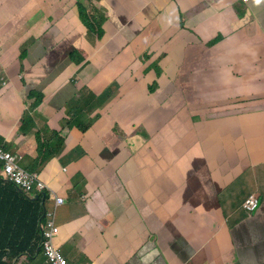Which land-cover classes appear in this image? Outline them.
Masks as SVG:
<instances>
[{"label": "crops", "instance_id": "crops-1", "mask_svg": "<svg viewBox=\"0 0 264 264\" xmlns=\"http://www.w3.org/2000/svg\"><path fill=\"white\" fill-rule=\"evenodd\" d=\"M106 1L109 10L98 0H0V143L24 152L29 166L38 155L34 132L47 121L60 128L69 149L52 155L41 169V177L66 200L56 209L55 243L69 264H264V9L251 29L258 9L240 21L232 9L235 0ZM81 7L107 18L102 34L85 27ZM220 36L219 52L240 38L243 47H231L236 55L255 41L244 57L254 60L252 87L236 98L227 99L242 79L229 74L230 63L205 60L206 51H196ZM147 51L154 60L160 51L167 56L160 62L163 72L148 85L146 107L135 108L141 83L136 77L122 83L121 76L137 68L132 60ZM239 67L247 72L244 64ZM204 73L223 77L199 84ZM96 78L103 85L95 90L99 98L113 84L120 92L102 103L91 99L86 87ZM37 88L44 99L30 108L34 116L25 128L27 93ZM124 88L129 90L119 105ZM177 97L184 101L176 104ZM68 107L91 127H67ZM118 113L158 130L160 142L131 138L135 124ZM158 144L164 147L160 152ZM5 186L0 229L8 226L4 213L16 191ZM252 193L260 203L249 213L243 203ZM123 200L139 207L130 210ZM19 263L46 264L41 256H24Z\"/></svg>", "mask_w": 264, "mask_h": 264}, {"label": "clouds", "instance_id": "clouds-1", "mask_svg": "<svg viewBox=\"0 0 264 264\" xmlns=\"http://www.w3.org/2000/svg\"><path fill=\"white\" fill-rule=\"evenodd\" d=\"M98 2L104 8H106L108 10H109V6L111 7V5L106 0H98ZM253 7H255V6L252 5L251 0H235L232 9L235 12V15L237 16V18L240 21H242V20L248 19L249 15L251 14ZM262 8L264 9V5L262 6ZM82 13H81V16H82L81 21L85 25L84 16ZM155 14H156V12H155ZM112 19L114 21L118 22L117 19L114 17V15L112 16ZM182 20H183V25L187 26L185 20L184 19H182ZM106 22H107V18H106V21L104 23H106ZM85 27L88 30H90L86 25H85ZM124 30H127L130 32V30L128 28H123L122 32ZM90 31H92V30H90ZM192 34H195V32H192ZM221 39H222L221 36L217 37V38L213 37L212 39L205 42V45L217 46V45H219L217 43ZM0 41H1L0 44H2V40H0ZM128 46H131V44ZM0 49H1V47H0ZM161 53H162V60H163V58H165L167 56V53L160 51V54ZM242 53H244V52L238 51V55H237V59L240 58V59H242V61L236 60V61L230 63V65L232 67L231 69L235 75V79L240 78V79H242V81L234 83L233 90L235 93H234V95L228 97L227 99L236 98V97L240 96L241 94L247 92L248 90L250 91V89L252 87L251 85H252L253 73H254L252 63L254 60L244 59V57L240 56V54H242ZM24 54H25V50L22 51L21 56H23ZM76 55H77V52H74L72 54L73 59H75ZM248 57H250V55ZM18 60H19V57H18ZM248 63H251L252 65H248ZM239 64H244L245 66H247V72L245 74H243L240 71ZM159 65L162 66L160 63H159ZM160 75L156 74L157 77H159ZM155 82L157 83V81H155ZM155 82L153 85H155ZM153 85H151V86H153ZM36 90L41 91L38 88ZM36 90H32V91H36ZM32 91H31V93H27L28 99H29V107L24 112V114L26 116L25 128L31 127V124L29 123L30 122L29 118H32V120H33L32 116H34V115L30 111V108H35L41 103V101H40L39 103L32 105V102L34 101V99H31ZM40 94L44 95L42 91L40 92ZM43 99H44V97H43ZM222 99H224V98H222V97L221 98H206L203 101L205 104H208L210 102L220 101ZM251 99L258 100L260 98L259 97H253ZM178 101L183 102L184 98L182 97V99L179 100V97H177L176 104L178 103ZM169 103L172 104L171 101ZM218 105L219 104H216V106H218ZM214 109L215 110L211 112L212 114L217 112V108H214ZM68 115H69V119L65 120V125L67 127H77L82 131H86L92 125L90 123H86L81 118H79L76 114L71 112L69 110V107H68ZM133 124L137 125L138 123H133ZM36 128H37V126H36ZM28 131L29 130H25L24 134L28 133ZM157 131L158 130H151V129L146 128L144 130L143 135H141L142 139H150L152 141H157V142L159 141L160 142L161 136L156 135ZM56 132H58V133H56ZM34 133H35V138L37 141L34 145L35 146L34 148L35 149L37 148L38 155L36 158H33L31 160V164L29 166L26 165V163H25L24 152H20L19 150H12L9 148V146H6L3 143H0V182H1L0 187H1V185H6L5 186L6 189H10L13 191H14V189H13V187H14L17 191V192L15 191V192L18 193L20 196H22L23 198H29L33 201H38L42 207V214H41V216L39 218V222H38L39 232H40V241H39L36 252L33 254H31L29 252H22L13 258L12 264H20L19 261L24 256L28 257L29 260H32V258L35 256H41L46 264H69L68 258L62 253L59 246H57V244L55 243V237L60 232V226L56 222V209L58 206L64 204L66 200L64 197L59 196L56 193V191L51 186L49 180L41 177V169L45 165V163H47V161L51 158V156L52 155H53V157L58 156L61 153L63 155V153L66 151H69V149H68V146H67V148H64L65 138L61 134L60 128H58V127H55V129L51 128L49 126V124L47 123V121H45V124L41 128H37ZM37 134H41L43 136L42 140L44 143H46V145L48 147V148H46V147L45 148H46V150L48 149L47 151H49V153H50V156H46V159L43 161V163H41L42 158L40 157L39 151H38L39 142H38ZM133 134H135V132H133ZM44 136L47 138V142L44 140L45 139ZM130 137L134 138V139H140L141 138L140 136H130ZM165 147H167V146H165ZM160 148L163 149L164 147L162 145L158 144L157 145V149H158L157 151L158 152H160ZM83 154H85V152H79L80 156H82ZM71 158L72 157L70 155L67 156L64 159V162L67 164ZM38 160L40 161V163L38 165L39 170L38 171L29 170V167H31V166L33 167L37 163ZM63 170L64 171L68 170V166L67 165L64 166ZM126 195L129 198L128 192ZM51 200H53V206L52 207H50V205H49V202ZM122 202H123V205L130 210H136V206L139 207L136 204L131 205L130 200H128V201L123 200ZM15 203H16V197L14 200L9 201V203L7 205V212L4 213L5 215L7 214V221L9 224H11V226L14 223L15 216L19 215V206L16 208ZM259 203H260L259 194L258 193H252L244 201L243 207L249 213H253L258 209ZM9 230L0 232V243L7 240ZM152 242L154 244H156L155 241H152ZM5 250L9 251L8 247ZM3 260H5V261L8 260L7 255L3 256Z\"/></svg>", "mask_w": 264, "mask_h": 264}, {"label": "rangeland", "instance_id": "rangeland-1", "mask_svg": "<svg viewBox=\"0 0 264 264\" xmlns=\"http://www.w3.org/2000/svg\"><path fill=\"white\" fill-rule=\"evenodd\" d=\"M252 5L255 6L258 10L255 14V20L252 21V25L250 26L251 29H254V25L255 23L258 24V22L261 20L262 17V6L264 5V0H251ZM252 13V11H251ZM84 16V15H83ZM235 22H233V24H231L230 28L234 30L235 28ZM249 30L246 31V33H248ZM213 33V32H212ZM206 38L211 37V35H205ZM241 40L240 38H237L233 43L229 44L228 46H235V45H240L243 47V44H240ZM255 43V41H250L248 42V48L246 50V52L244 53L243 57H248L252 51V44ZM220 45V44H219ZM217 45V46H219ZM217 46H208V45H203V46H198L196 47V51H199L201 49L205 50L206 53L204 55H202V58H204L205 60H212L214 62H216L217 64L220 65H227L229 63H232L234 61L237 60V55H236V51L235 49L228 47L226 48L224 51L219 52L220 48H217ZM213 47V49L208 52L211 48ZM130 46H127L126 51L122 52L125 54V56H127V49H129ZM217 48V49H216ZM242 52H244V49L240 50ZM165 53V52H164ZM77 57V55L75 56V58ZM162 59V53L155 58L154 60V52L153 51H147L146 53H139V55L134 58L132 60V62L137 66V68L131 67L128 68L127 71L122 73L121 79H122V83L123 82H128L129 80L133 79L132 77H136L137 81H138V85L139 83H141V85H139V87H141L140 91L138 93H136L135 96V102H134V107H140V108H145L146 107V96L148 95V85L149 83L152 82V80L156 79V74H161L163 72L162 67L159 65V63L161 62ZM189 60V58H188ZM187 60V62H188ZM143 65H142V64ZM204 68H206L207 70H209L210 68L206 67V63L203 64ZM143 67V70H142ZM142 70V72H141ZM199 71L200 73V67H194L193 68V72ZM111 71H107V74H110ZM233 73L232 70H230L229 74ZM205 76L204 79L200 80H196L197 82H200L199 84H201L204 80H210L211 83H215V80L218 77H223V75H212V74H207L204 73L203 74ZM143 80V81H142ZM99 82V79L96 78V80L92 83H90V85L88 87H86L89 96L91 97V99L93 98H99L100 94L98 95V93L95 90H98L101 86H103L101 83L97 84ZM129 86V84H128ZM126 86V87H128ZM150 87V86H149ZM219 89H216L214 91L209 92V96L213 93V92H219L221 90V86H218ZM104 88H101V90L103 91ZM126 89V91L124 93H121L118 97H117V104H122L124 102V100L126 99L127 96V90H129L128 88H124ZM101 91V93H102ZM254 91V90H251ZM120 92V89H118V86H116L115 84L109 86L105 91H103L101 97L99 98V101L102 102H106L108 100H110L111 98H113L114 96H117V94ZM254 102V100H251L252 104ZM246 105V104H245ZM173 106L169 107V109H172ZM101 111L103 109V107H100ZM129 107H126L124 109V113H129L130 110ZM159 109V108H158ZM160 110V109H159ZM119 114V113H118ZM120 115V119L123 122H130V123H134V121L129 120L127 117H125L122 114ZM146 128H144L142 125L137 124L135 125L134 131L135 134H133L132 136H140L142 138L141 135H143L144 130ZM68 145L64 146V148H67Z\"/></svg>", "mask_w": 264, "mask_h": 264}, {"label": "trees", "instance_id": "trees-1", "mask_svg": "<svg viewBox=\"0 0 264 264\" xmlns=\"http://www.w3.org/2000/svg\"><path fill=\"white\" fill-rule=\"evenodd\" d=\"M81 10L85 11L82 13L84 15L85 25L92 31L98 29L102 34L101 26L106 21V17L98 13L97 10H94L92 13L86 10L84 7H81ZM73 60L76 61V59ZM115 85L118 86V84ZM157 85L158 84L155 82V85L150 86V90H155ZM40 92L41 91L38 90L32 91L31 99H34L32 105H35L43 100L44 95H41ZM37 138L39 142L38 151L40 157L42 158L41 163H43V161L46 159V156H50V153L47 151L48 149L46 150L48 147L42 140L43 136L41 134H37ZM39 163L40 161L38 160L33 167H29V170L38 171ZM15 197V206L16 208L19 206V215L15 216L12 226L8 223L6 228L0 229V232L10 229L7 240L0 243V264H12L13 258L22 252H29L31 254L35 253L40 241L38 225L39 218L42 214V207L40 203L29 198H23L16 192ZM7 247L9 251L5 250ZM4 255H7L8 260H3Z\"/></svg>", "mask_w": 264, "mask_h": 264}]
</instances>
